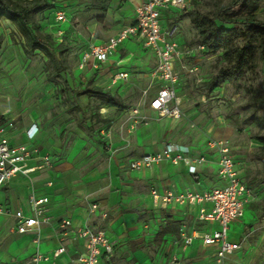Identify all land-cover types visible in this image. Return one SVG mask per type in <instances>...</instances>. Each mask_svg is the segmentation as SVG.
Wrapping results in <instances>:
<instances>
[{
	"label": "rangeland",
	"instance_id": "rangeland-1",
	"mask_svg": "<svg viewBox=\"0 0 264 264\" xmlns=\"http://www.w3.org/2000/svg\"><path fill=\"white\" fill-rule=\"evenodd\" d=\"M50 1L53 7L38 19L43 31L53 36L57 53L69 68L58 80L80 91L94 75L91 85L119 96L124 107L99 110V101L87 95H60L59 87L47 81V57L39 51L27 56L23 37L11 22L3 20L0 25V123L12 122L16 129L40 124L43 129L40 149L51 158L52 164L39 175L29 177L24 188L16 184L1 189L0 204L23 201L26 191L28 194L31 188H43L56 173L54 185L59 186L54 195L77 193L85 183L83 178L94 177L85 184L88 207L89 200L113 191V168L126 169L128 159L147 149L154 151L166 143H175L202 150L209 148V142L219 140L226 143L230 154L242 164L246 179L255 180L256 199L239 223L245 248L241 258L243 264H264V149L262 143L253 139L254 135L264 136V107L256 110L250 105V95L230 83L208 92L204 84L217 72L219 63L216 56L195 51L200 60L196 64L187 62L191 63L189 68L196 70L185 75L179 92L182 120L160 118L149 103L161 84L150 73L154 62L144 47L124 46L119 52L123 61L119 67L107 64L94 68L86 60L94 40L106 41L133 24L134 4L110 0L104 13L100 8L106 0ZM228 1L197 0L196 3L201 12L210 13L217 4ZM258 14L264 20V3ZM59 15L64 16V21H58ZM167 23L168 28L176 31L174 40L196 48V31L188 14H178L173 24ZM122 70L127 77L118 79L116 73ZM262 82L264 74L260 71L255 84ZM241 84L248 85L247 79ZM259 95L264 97L263 85ZM102 119L109 123H103ZM142 187L146 192L144 183ZM100 191L102 195H98ZM145 216L146 254L152 264H168L165 259L168 241L162 236V219L154 214ZM11 225L9 218L0 216V264H31L32 251L26 254L24 241L10 232ZM123 255L113 264H119ZM124 260L122 264H136L135 259ZM183 262L217 264L202 253Z\"/></svg>",
	"mask_w": 264,
	"mask_h": 264
},
{
	"label": "built area",
	"instance_id": "built-area-1",
	"mask_svg": "<svg viewBox=\"0 0 264 264\" xmlns=\"http://www.w3.org/2000/svg\"><path fill=\"white\" fill-rule=\"evenodd\" d=\"M196 2L197 0H142L135 8L134 23L131 26L106 41L94 40L90 44L87 62H92L94 68H98L99 65L108 62L124 42L132 38L139 39L142 45L152 50L157 58V65L151 75L161 86L150 101V108L156 111L160 118L181 119L182 101L178 96L177 86L182 78L177 71V63L185 73L195 72L196 69L187 67L183 61L190 58L195 51L205 52V47L182 46L174 40L173 31L168 28L164 13H187L192 10ZM58 21H64V16L59 15ZM117 77L124 79L127 74L121 73ZM16 130L12 122L0 123V187L5 186L18 175L30 177L31 174L52 164L51 158L43 155L35 146L12 144ZM38 132V126L34 124L26 133L30 140H34ZM208 147L218 156V178L223 182L221 187L203 192L187 191L180 194L166 192L164 195L153 190L152 194L155 203L162 202L165 206L170 203L191 206L210 205V209L203 207L199 219L206 223H217L219 229L210 232H193L190 235L183 231L177 247L185 249L195 240H201L203 246L217 248L214 254L217 264H228L231 256L238 253L243 246L242 242L231 241L229 237L231 225L243 219L247 207L256 199V194L255 190L246 184L238 169L237 160L230 154L225 142L213 140L209 142ZM208 161L205 156L192 155L186 146L168 143L161 151L131 160L128 167L132 171L140 172L164 162L175 165L182 163L187 167V172L195 180H199L198 167ZM28 200L30 213H26L22 208L11 210L0 204V215L13 217V231L20 235L34 234L36 236L34 242L39 246L43 228L51 225L53 220L50 216V199L47 196H38L36 190L31 188ZM98 209V204L90 205L91 213H95ZM57 239L59 247L53 252L54 258H59L68 252L69 239L84 241V252L72 258L70 264H100L103 257L110 261L118 245L104 230H95L88 226L73 229L72 221L69 219L60 221ZM49 260L50 256L42 254L38 249L32 263L39 264ZM171 264H181L177 251L171 254Z\"/></svg>",
	"mask_w": 264,
	"mask_h": 264
},
{
	"label": "crops",
	"instance_id": "crops-1",
	"mask_svg": "<svg viewBox=\"0 0 264 264\" xmlns=\"http://www.w3.org/2000/svg\"><path fill=\"white\" fill-rule=\"evenodd\" d=\"M134 4V17H135V8L140 5L142 0H127ZM165 19L166 21L169 20L170 23H174V18L178 17V14L183 13H171L165 12ZM134 23V22H133ZM172 30V29H171ZM173 31L172 38L176 36L175 29ZM114 36V35H113ZM110 38V37H109ZM177 41V40H176ZM179 44L182 46H187L183 41H178ZM140 44L144 47L141 41L137 38H132L124 42L121 46H119L117 53L109 59L108 62L101 64V66H106L107 64L110 66L119 67L122 65L123 61H120L119 52L123 49L124 46L127 45H136ZM147 53L151 56L154 65L152 69H150V73L154 70L157 65V58L154 52L150 49L144 47ZM205 53V52H204ZM199 54L194 53L190 58L183 61V63L188 67L191 63H197L199 59ZM180 67V68H179ZM177 70L179 75L181 76L182 80L177 86V93L178 96L181 86L183 85L184 78L186 77L184 70L181 69L179 63H177ZM125 70L118 71L116 76L121 73H125ZM184 74H183V72ZM92 77L95 78L93 75ZM118 78V77H117ZM119 79V78H118ZM186 79V78H185ZM157 83V82H156ZM99 87V86H97ZM183 104V103H182ZM181 104V109H182ZM150 106V103H149ZM151 109V108H150ZM152 110V109H151ZM154 111V110H152ZM156 112V111H154ZM157 113V112H156ZM169 120L173 122H179L182 120H174L169 117ZM37 125L39 128V132L37 133L34 140H30L27 136V130L32 125ZM29 127H21L17 128L12 138V144L14 145H32L40 149V138H42V126L38 123H33ZM36 140V142H35ZM168 144V143H166ZM174 145H183L189 148L191 154L194 156H205L209 161L206 164L200 165L198 167L199 171V180H195L188 172L187 167L180 163L178 165L172 164L170 162H164L158 166L153 168L146 169L144 171H132L129 169L128 164L126 169H117L116 167L111 170L112 173V192L109 194L106 193L105 195L101 196L98 199H91L88 201L87 207V182H90L94 179V177L87 176L83 178L85 181L79 188L80 190L77 193H70L65 195L53 194L54 190L58 189L59 185H54L56 183L55 173L53 175V179L48 181L47 184L44 185L43 188L36 189L37 195L47 196L50 199V216L53 218L51 225L45 226L42 230L41 242L39 246L35 244L34 234H25L20 235L13 231L14 227V219L11 216L0 215L7 217L11 220V228L10 232L16 236H19L24 241L26 254L30 251V257L32 260L37 253V250L42 254L49 255V261H42L39 264H70L72 258H76L81 255L85 248H84V241L77 239L72 240L69 239L68 241V252L59 257L54 258L53 252L59 247L57 235L59 233V224L60 221L63 219H69L72 221V228L78 229L81 227L88 226L95 230H104L108 234L109 238L115 242H117V251L112 258V260L108 261L106 258H102L100 264H113L114 260L118 258L121 253H123V257L126 260L135 259L136 264H152L149 257L146 254L145 250V242L146 236L144 233V220L147 218L145 215L151 216L154 214L155 217H159L162 219V236L167 239V246L165 247L166 251V263L171 264V254L177 251L178 257L180 258L181 264H184V259H190L197 254H204L212 258V260L216 263L214 254L217 252V248L215 247H205L201 240H195L194 243L187 247V248H178L177 243L181 239V234L184 233L190 235L193 232H210L219 229V225L217 223H206L200 221L199 216L203 207L210 209V205H179L175 203L167 204L166 206L163 205L162 202L155 203L153 199V190L159 193L160 195H164L166 192H171L173 194H180L185 193L187 191L191 192H203L205 190H213L214 188L221 187L223 182L220 181L218 178V166L217 160L218 156L217 153L209 148H204L202 150L195 148L190 145L185 144H175ZM165 145V144H164ZM164 147V146H163ZM163 147L149 151L148 149L143 153L128 159V163L131 160L138 159L145 154L149 153H156L161 151ZM40 151L43 153L42 149ZM46 153V152H44ZM48 154V153H47ZM238 169L242 173L243 177L245 176L242 171V164L237 161ZM42 173V170H39L31 176L39 175ZM30 176V177H31ZM57 177V176H56ZM96 177V176H95ZM29 177L18 175L17 177L13 178L10 182H8L5 186L0 187V190L7 187V186H14L16 184H20L22 188L27 186ZM143 183L147 187V191H143ZM67 185L69 186L68 182ZM101 189V188H100ZM255 190V189H254ZM31 191V189H30ZM256 191V190H255ZM25 192V199L23 201L18 200L17 202L11 201L10 204H1L9 207L11 210H16L18 208H22L26 213H30V206H29V194ZM98 195H102V191L98 193ZM15 202V203H14ZM96 203L99 205V209L95 213L90 212V205ZM252 204V203H251ZM251 204L247 207L249 210ZM167 216L171 217V221H174L179 224L178 230L176 232H166L164 233V228L166 224L169 223ZM239 222H235L231 225L229 237L231 241L234 242H242V233L241 226ZM146 227V226H145ZM144 247V248H143ZM244 246L242 249L231 256L228 264H233L234 262H242V255L244 253ZM27 257V256H25ZM124 259L119 261V264L125 262ZM30 260V263H32Z\"/></svg>",
	"mask_w": 264,
	"mask_h": 264
},
{
	"label": "trees",
	"instance_id": "trees-1",
	"mask_svg": "<svg viewBox=\"0 0 264 264\" xmlns=\"http://www.w3.org/2000/svg\"><path fill=\"white\" fill-rule=\"evenodd\" d=\"M109 2L106 0L101 4L100 9L104 13L108 10ZM263 3L264 0H229L217 4L210 13L201 12L195 3L194 8L186 13L196 31L197 45L204 46L205 53L216 56L219 63L217 72L204 87L210 92L225 83L236 85L250 95V105L256 110L264 107V97L259 95L260 85L264 87V82L258 86L255 84L260 71L264 74V20L258 14ZM52 7L50 0H0V25L3 20H7L16 27L25 41L23 50L27 56L39 51L47 57V81L59 87L60 95H87L99 101V110L104 107L123 108L119 96L91 85L94 77L80 91L73 89L66 81L62 83L58 80L69 68L57 53L58 47L53 36L43 31L38 19L39 15ZM244 79H247L248 85L241 84ZM102 122L107 124L109 120L102 119ZM253 139L262 143L264 149V136L254 135ZM244 180L248 186L256 189L254 179L248 181L244 176ZM167 219L169 223L164 233L176 232L179 224L171 221L169 216Z\"/></svg>",
	"mask_w": 264,
	"mask_h": 264
}]
</instances>
